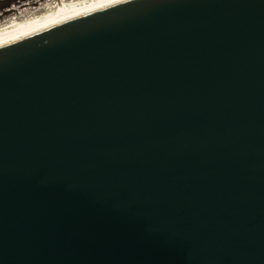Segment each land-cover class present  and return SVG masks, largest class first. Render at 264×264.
Returning <instances> with one entry per match:
<instances>
[{
    "label": "water",
    "instance_id": "obj_1",
    "mask_svg": "<svg viewBox=\"0 0 264 264\" xmlns=\"http://www.w3.org/2000/svg\"><path fill=\"white\" fill-rule=\"evenodd\" d=\"M0 264H264V0L0 42Z\"/></svg>",
    "mask_w": 264,
    "mask_h": 264
},
{
    "label": "bare ground",
    "instance_id": "obj_2",
    "mask_svg": "<svg viewBox=\"0 0 264 264\" xmlns=\"http://www.w3.org/2000/svg\"><path fill=\"white\" fill-rule=\"evenodd\" d=\"M117 1L120 0H57L53 4H50V2L48 6L47 4L45 5L47 7L41 6L38 13L34 12V14L32 12L33 15L30 17L22 19L23 16H17L8 20V23L0 25V42Z\"/></svg>",
    "mask_w": 264,
    "mask_h": 264
},
{
    "label": "rangeland",
    "instance_id": "obj_3",
    "mask_svg": "<svg viewBox=\"0 0 264 264\" xmlns=\"http://www.w3.org/2000/svg\"><path fill=\"white\" fill-rule=\"evenodd\" d=\"M56 1L57 0H0V25L8 23V20H11L17 16H23L24 18L22 17V19H25V17H30L33 15L32 12L38 13L41 6L47 7L50 2V4H53ZM46 4L47 6H45ZM33 8L35 11L32 10Z\"/></svg>",
    "mask_w": 264,
    "mask_h": 264
}]
</instances>
